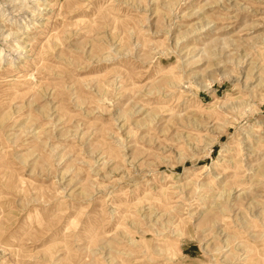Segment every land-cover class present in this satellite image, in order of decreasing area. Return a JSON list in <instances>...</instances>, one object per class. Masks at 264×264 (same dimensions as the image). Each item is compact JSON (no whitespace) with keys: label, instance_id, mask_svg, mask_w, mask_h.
Wrapping results in <instances>:
<instances>
[{"label":"rangeland","instance_id":"rangeland-1","mask_svg":"<svg viewBox=\"0 0 264 264\" xmlns=\"http://www.w3.org/2000/svg\"><path fill=\"white\" fill-rule=\"evenodd\" d=\"M0 264H264V0H0Z\"/></svg>","mask_w":264,"mask_h":264}]
</instances>
